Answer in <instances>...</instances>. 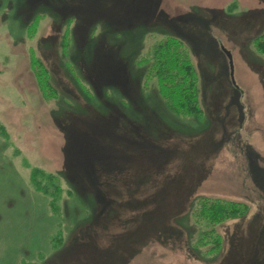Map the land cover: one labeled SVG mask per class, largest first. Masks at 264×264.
<instances>
[{
  "label": "rangeland",
  "instance_id": "rangeland-1",
  "mask_svg": "<svg viewBox=\"0 0 264 264\" xmlns=\"http://www.w3.org/2000/svg\"><path fill=\"white\" fill-rule=\"evenodd\" d=\"M263 29L264 0H0V264H264ZM167 35L200 114L143 83Z\"/></svg>",
  "mask_w": 264,
  "mask_h": 264
},
{
  "label": "trees",
  "instance_id": "trees-1",
  "mask_svg": "<svg viewBox=\"0 0 264 264\" xmlns=\"http://www.w3.org/2000/svg\"><path fill=\"white\" fill-rule=\"evenodd\" d=\"M253 43L255 50L264 55V29L255 36ZM138 63L146 65L144 85L148 87L152 80L156 81L159 96L174 114L190 116L201 113L199 76L188 48L179 37L167 35L160 41H157L150 50L143 55L141 54ZM37 78L41 90L46 91L49 97L53 98V95L56 97L57 92L49 81L47 70L39 67ZM233 86L239 88L237 84H233ZM32 177L38 180L39 185L42 184L41 182H43L42 179L44 180V177L49 179L50 175L40 178L39 172L35 170ZM53 180L54 178L50 179L52 183H54ZM46 182L48 183V180H45V185L41 186L46 188ZM197 202H199L198 205ZM211 202L203 197L195 200L191 211L194 217L196 219L207 220L209 223H222L225 219L232 217L231 210L228 212L225 206H216ZM220 236L218 233L215 234L214 240L210 242V251L217 250L220 247L216 245L221 243Z\"/></svg>",
  "mask_w": 264,
  "mask_h": 264
},
{
  "label": "water",
  "instance_id": "water-1",
  "mask_svg": "<svg viewBox=\"0 0 264 264\" xmlns=\"http://www.w3.org/2000/svg\"><path fill=\"white\" fill-rule=\"evenodd\" d=\"M222 50L225 52L229 59V65H230V75H231V80L233 84H236V80L234 77V61H233V55L229 49H227L224 45L221 46Z\"/></svg>",
  "mask_w": 264,
  "mask_h": 264
}]
</instances>
